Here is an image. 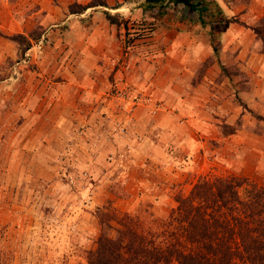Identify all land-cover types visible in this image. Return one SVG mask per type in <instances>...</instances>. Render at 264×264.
<instances>
[{
  "label": "rangeland",
  "instance_id": "374dc122",
  "mask_svg": "<svg viewBox=\"0 0 264 264\" xmlns=\"http://www.w3.org/2000/svg\"><path fill=\"white\" fill-rule=\"evenodd\" d=\"M193 3L0 0V264H86L96 209L164 218L204 174L264 186V0Z\"/></svg>",
  "mask_w": 264,
  "mask_h": 264
},
{
  "label": "trees",
  "instance_id": "16d2710c",
  "mask_svg": "<svg viewBox=\"0 0 264 264\" xmlns=\"http://www.w3.org/2000/svg\"><path fill=\"white\" fill-rule=\"evenodd\" d=\"M164 0H145L161 8ZM194 11L193 0H171ZM110 20L111 16L106 15ZM164 218L109 204L86 264H264V186L240 175L199 176Z\"/></svg>",
  "mask_w": 264,
  "mask_h": 264
},
{
  "label": "crops",
  "instance_id": "0c3cea01",
  "mask_svg": "<svg viewBox=\"0 0 264 264\" xmlns=\"http://www.w3.org/2000/svg\"><path fill=\"white\" fill-rule=\"evenodd\" d=\"M182 6H183V5H182ZM232 28H233L232 25L225 26L223 30H220V31H219V33L222 34V37H223L224 39H227L228 36H229V35L231 34V32L233 31ZM206 29L208 30L207 27L202 29L201 33H202L203 35H202L201 39H197V38H196V41H198V45H197V46H199V45H201V44L204 45V43H203V42H200V41H201L202 39L205 40ZM234 31H235V30H234ZM232 35H233V32H232ZM236 35H237V34H236ZM234 41H236V40L234 39Z\"/></svg>",
  "mask_w": 264,
  "mask_h": 264
}]
</instances>
